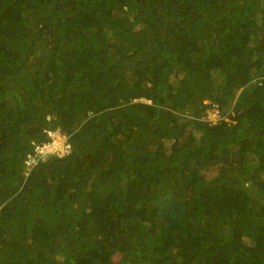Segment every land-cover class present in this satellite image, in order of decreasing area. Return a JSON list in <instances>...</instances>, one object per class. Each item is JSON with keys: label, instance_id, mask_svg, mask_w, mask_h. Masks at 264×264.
<instances>
[{"label": "trees", "instance_id": "1", "mask_svg": "<svg viewBox=\"0 0 264 264\" xmlns=\"http://www.w3.org/2000/svg\"><path fill=\"white\" fill-rule=\"evenodd\" d=\"M0 264H264V0H0Z\"/></svg>", "mask_w": 264, "mask_h": 264}, {"label": "built area", "instance_id": "2", "mask_svg": "<svg viewBox=\"0 0 264 264\" xmlns=\"http://www.w3.org/2000/svg\"><path fill=\"white\" fill-rule=\"evenodd\" d=\"M46 131L50 139L48 141L36 143L34 148L27 154L25 159V167L27 170L37 164L38 161L43 160L47 155L57 154L58 156H63L70 151V149L66 153L59 151L60 144H56L57 138L62 137V132L59 129H48ZM63 136H66V141L68 142L67 135L65 134ZM64 140L65 138L60 142Z\"/></svg>", "mask_w": 264, "mask_h": 264}, {"label": "rangeland", "instance_id": "3", "mask_svg": "<svg viewBox=\"0 0 264 264\" xmlns=\"http://www.w3.org/2000/svg\"><path fill=\"white\" fill-rule=\"evenodd\" d=\"M205 118L206 119H210V120H212L214 122H217L221 118V114H220L219 107H218L217 104H214V107L207 111V115L205 116ZM224 118L226 120H230L228 115H226ZM61 135H62V137H58L57 138L56 144H60V148H59L60 152L66 153L70 149V144L66 141V136H63L65 134L61 133ZM63 138H65V140L60 142ZM51 155L52 154L47 155L43 160L47 159ZM216 173H217V171L214 170V169L209 171V174H216Z\"/></svg>", "mask_w": 264, "mask_h": 264}, {"label": "clouds", "instance_id": "4", "mask_svg": "<svg viewBox=\"0 0 264 264\" xmlns=\"http://www.w3.org/2000/svg\"><path fill=\"white\" fill-rule=\"evenodd\" d=\"M35 144H36V143H35ZM35 144H34V146H35ZM34 146H33V148H34ZM33 148H32V149H33ZM28 153H29V152H28ZM28 153H27V154H28ZM27 154H26V156H25V159H26V157H27ZM25 159H24V163H25Z\"/></svg>", "mask_w": 264, "mask_h": 264}]
</instances>
